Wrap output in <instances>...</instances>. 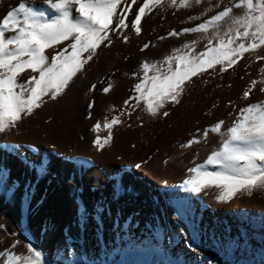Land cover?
<instances>
[{
	"label": "bare ground",
	"instance_id": "obj_1",
	"mask_svg": "<svg viewBox=\"0 0 264 264\" xmlns=\"http://www.w3.org/2000/svg\"><path fill=\"white\" fill-rule=\"evenodd\" d=\"M21 2L29 3L49 18L56 14L54 10L49 12L41 0H0V19ZM141 64L137 60L128 64L118 61L109 69V72L118 70L115 75L107 73L102 64L93 65L91 79L102 74L98 80L90 81L97 85L95 92L89 91L85 77L76 78L62 97L48 100L23 120L18 132L0 140V163L7 170L6 174L0 173V222L8 226L7 231L3 230L0 223V235L5 244L22 227L34 246L64 264H70L73 261L70 257L74 255H79L82 262L73 264H113L112 259L130 257L147 263L149 254H164V251L168 255L177 253L180 259L185 255L194 258L197 254L211 253L235 264L224 259L221 250L214 254V247L201 251L186 248V225L178 222L176 210L187 201L192 203L189 222L199 224L212 237H221L243 250L250 243V236L258 246L264 245L261 239L264 237V195L261 201L255 199L239 208H214L192 196L183 186L164 185L162 179L182 177L190 165L183 149L171 150L170 145L176 140L169 143V131L144 141L135 136L119 137L116 135L119 126H115L110 145L103 150L94 146L97 133L92 131L93 126L118 114L114 105L136 82V78L125 72ZM109 83L112 89L103 94L101 89ZM92 101L95 104L89 110ZM99 135L105 137L106 130L101 128ZM214 138L206 140L201 135L203 153L209 151L212 145L209 142ZM26 159L37 164L46 161L48 173L37 181L36 173L25 166ZM29 183L34 187L30 201H25L23 190ZM117 185L123 191L115 197ZM79 201L89 213L83 227L78 223ZM98 204L104 208L100 220L96 219L95 212ZM171 227H176V234L171 233ZM191 241L201 243L196 236ZM27 243L20 241L21 255L27 253Z\"/></svg>",
	"mask_w": 264,
	"mask_h": 264
},
{
	"label": "snow or ice",
	"instance_id": "obj_2",
	"mask_svg": "<svg viewBox=\"0 0 264 264\" xmlns=\"http://www.w3.org/2000/svg\"><path fill=\"white\" fill-rule=\"evenodd\" d=\"M41 2L56 14L49 18L43 11L21 2L0 19V140L18 132L23 120L31 117L48 100L56 101L62 97L74 80L86 72V66L98 57L102 46L112 47L114 35L127 43L129 37L123 35L124 30H134L139 36L142 18L154 9L177 6L189 9L193 3L202 4V0ZM208 3L209 7L204 12L188 17L189 21H201L204 16H207L206 19L179 32L173 29L168 34L169 37L195 34L196 39L173 49L172 54L161 62H142L140 82L134 85V94L124 102V111L110 120L105 118L103 124L97 122L93 126L92 131L97 133L93 144L98 150L110 145L113 128L122 123L120 117L131 116L132 113L127 111L129 107L140 108L153 119L161 115L168 117L170 113L165 110L166 106L181 103L187 84L192 82L193 77L205 73L211 75L209 70L213 73L227 72L244 58L245 53L255 52L264 46V0H228L227 4L224 0H217L215 5L208 0ZM133 5L138 11L132 10ZM234 9L241 10L240 14H236ZM129 13L134 19H129ZM165 38L159 37L161 40ZM201 41L206 43L203 50L197 51ZM149 47L150 44L145 43L141 51ZM260 71L264 73V68ZM137 75L139 73H133V76ZM256 83L253 81L243 92V99H249ZM111 89L112 84L109 83L101 91L108 94ZM96 90V84L89 88L90 92ZM260 91L264 92V87ZM132 101L135 103L132 104ZM94 104V101L89 103V110ZM224 124L223 120H219L203 130L204 139L209 133L217 134L219 146L211 151L205 163L188 169L192 175L183 181L182 186L196 194L214 191L215 199L220 203H228L237 196L251 197L254 193H264V102L249 103L238 110L226 130ZM101 128L107 132L105 137L99 135ZM194 143H200V140L193 137L181 147H191ZM24 164L36 173L37 181L49 171L46 161L37 164L26 159ZM0 173H7L3 163H0ZM33 187L29 183L24 188L25 201H30ZM122 191L117 185L114 196L118 197ZM103 211L101 205L95 207L97 220H100ZM78 212V223L86 226L89 213L82 201H79ZM19 244L17 240L13 248ZM26 252L25 255L9 253L2 264H47L42 250L31 242L27 243Z\"/></svg>",
	"mask_w": 264,
	"mask_h": 264
},
{
	"label": "rangeland",
	"instance_id": "obj_3",
	"mask_svg": "<svg viewBox=\"0 0 264 264\" xmlns=\"http://www.w3.org/2000/svg\"><path fill=\"white\" fill-rule=\"evenodd\" d=\"M138 2H142V0H138ZM216 3L217 0H211L212 5H215ZM224 3L227 4L228 0H224ZM16 7H18V5ZM207 7H209L208 0H202L201 5H195L193 3V6L189 9H180L178 6L175 8L154 9L149 15L142 18V32L139 36L135 35L134 30H124L123 35H127L129 37V41L125 43L123 42L122 38L114 35L112 37V47L107 48L102 46L103 50L98 51V57L94 58V60L90 62V66H86V72L80 75L78 78L83 79V77H85L88 80L87 86L90 85L91 87V85L94 84L91 82L98 80L97 77L100 78L102 75L99 74L100 76L98 75L95 78L93 77L94 79H91L93 76L91 72L92 66L95 64H102V68L107 70V73H112V75H115L118 73V70H112L109 72V69L111 65H114L118 61L124 64H128L132 60L141 62L146 61L148 63L163 61L166 56L172 54L173 49L180 48L184 43L196 39L195 34L182 35L180 37H169L168 34L173 29L179 32L185 27H192L195 26V24L202 22V20L206 19L207 16L202 17L201 21H189L188 17L201 14ZM132 10L138 11L137 6L133 5ZM218 10L220 9H216V11ZM48 11L50 12L53 10L48 8ZM240 11L241 10L234 9L236 14H240ZM73 14L74 16L76 15L75 12ZM212 14H214V12L208 13V16ZM128 15L130 20L134 19V16H132L131 13ZM161 36L166 38L161 40L159 39ZM145 43H149L150 47L144 51H141V48ZM205 43L206 42L201 41L197 45L196 50H203ZM258 57H264V46L255 52L245 53L244 58L227 72L219 73L217 71L213 73L212 70H209V73H212L211 75L205 73L203 76L193 77L192 82L187 84L186 92L181 99V103L176 106H166L165 110L169 111L170 113L168 117L161 115L153 119L144 113L140 108L133 109L132 107H129L127 111H130L132 114L131 116L123 115L120 117L122 123L117 125L119 127L116 130V135L123 138L135 136L137 139L145 141L147 138L152 139L156 136L164 135L167 131H169V143L173 139L176 140L175 143L170 145L171 150L180 151L183 149L184 155H188L189 160L187 159V162L188 165H190L184 171L187 172L184 173L185 175L183 174L184 176L180 177L179 175L176 177L174 176L173 178H164L162 181L164 182V185L167 186H182L183 181L192 175L189 173L188 169L196 166L197 164L205 163L208 155L211 154V151L219 146L220 138L217 134L209 133L206 140H210L209 138L213 136H216V138L209 142L212 143V145L210 146L207 153L202 152L200 143H194L191 147H181V145L187 144V142L193 139V137L197 139L200 138L199 140L201 141L203 130L214 125L219 120H223L225 122L223 127L226 130V128L233 123L236 113L240 108L247 106L249 103L264 102V92L260 91V88L264 87V83H261V81H264V73H261L260 71V69L264 68V59H258ZM217 67L219 68V66ZM139 68L137 67L135 70L132 69L125 72L127 75H131V77L136 78V82L128 88L130 91L128 89L126 90L123 98L119 100L120 104L118 102L116 105H114L118 110V114L115 116L120 115L119 113L124 111V102L127 99L126 96L128 97L127 100H129V97L134 94V85L140 82V75H142ZM105 70L104 73H106ZM133 73H139V75L133 76ZM151 74L152 73L150 72L149 75ZM105 78L106 77H104V79ZM21 79H23V77H21ZM253 81H257L255 89L252 91L249 99L245 100L243 99V92L252 85ZM131 103L134 104L135 101H132ZM197 129L200 130L199 134L197 133ZM151 158H153V155L150 156V159ZM163 182L158 181V183L161 184H163ZM191 194L192 196L196 198L198 197L205 202L207 201L206 203L210 206H216V208L219 206L239 208L245 204H250L255 199L256 201H259L258 199L261 201L264 195V193H258L259 195L254 193L251 197L247 195L237 196L228 203H220L216 201L215 192L211 190H206L200 194L191 192ZM189 203L190 202L183 201L182 205H179L177 207L178 209L176 210V218L178 222L185 223L186 225L184 229L187 236L185 240L186 248H189L188 246L191 245L192 247L189 249H195V251L200 249L201 251L202 248L214 247L212 248L214 250V254H217L218 250H221L223 253V258L226 260L229 259L230 261L233 260L235 264H264V245L258 246V244L253 240V236H250V243L244 247V250L237 245H231L221 237H212L209 233L204 232V229L199 224L189 222V213L192 212V208L189 207L192 203ZM185 219L187 220V223L185 222ZM0 223H2V229L7 231L8 226H6V224L4 225L3 222ZM171 229V233L176 234V227H171ZM164 230L165 229H162V231ZM195 236L200 239L199 242L201 243L191 241V239H193V237L195 238ZM10 239L11 240L9 241V244H5L2 240V235H0V264H2L3 260H6L9 253L16 254V252L19 250L20 253L17 252V254H21L23 252V248L20 246V244L13 248V245L16 244L15 241L19 240L30 242L31 236L26 231H24L22 227H19L13 232V234L10 235ZM261 239L264 241V237ZM35 246L38 248L37 245ZM42 252L47 260V264H64L61 262L59 263L56 259H53L47 251ZM208 254L209 255L202 256L197 254L194 258H190V256L185 255L182 257L183 259H180V256L177 253L172 252L170 255H168L164 251V254H149L148 257L150 260L147 263L142 262L143 260L141 261L140 258L136 257H130L127 259L121 258L120 260L112 259V263L229 264L225 262V260L218 259L211 253ZM80 258L81 257L79 255L71 256L70 259L73 261H71L70 264H73L74 261L82 262V259ZM87 264L92 263L88 262Z\"/></svg>",
	"mask_w": 264,
	"mask_h": 264
}]
</instances>
